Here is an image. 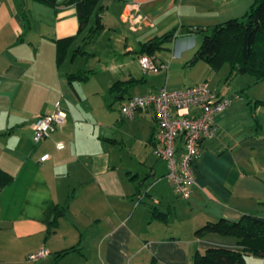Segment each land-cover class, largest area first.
Returning <instances> with one entry per match:
<instances>
[{
	"label": "crops",
	"instance_id": "obj_1",
	"mask_svg": "<svg viewBox=\"0 0 264 264\" xmlns=\"http://www.w3.org/2000/svg\"><path fill=\"white\" fill-rule=\"evenodd\" d=\"M254 2L102 0L104 28L90 38L66 0H0V168L13 176L0 190V264H192L208 248H238L232 236L196 231L222 218L264 217V81L195 54L199 29L242 19ZM174 30L150 54L166 68L144 73V45ZM78 73L84 77L71 82ZM118 81L122 94L111 92ZM204 83L240 98L217 117L216 136L202 141L195 185L182 200L153 154L155 111L129 119L121 107L131 96ZM58 101L65 123L34 142L36 117ZM41 249L49 255L29 258Z\"/></svg>",
	"mask_w": 264,
	"mask_h": 264
},
{
	"label": "trees",
	"instance_id": "obj_2",
	"mask_svg": "<svg viewBox=\"0 0 264 264\" xmlns=\"http://www.w3.org/2000/svg\"><path fill=\"white\" fill-rule=\"evenodd\" d=\"M34 1L57 5V0ZM66 1L77 8L80 31L90 26L89 37H98L104 28L101 14L105 7L102 0ZM199 32L203 35V40L195 54L196 60H202L213 67L227 62L237 74L251 75L258 82L264 81V0H255L248 14L242 19H231L211 29H199ZM177 36L176 30L169 32L145 44L144 50L152 54ZM59 59H63L62 50L59 52ZM83 77V73L70 74L69 80L72 82ZM125 85V82L118 81L111 87V92L122 94L127 88ZM12 180L13 176L0 168V190L7 187ZM64 209H60L59 214ZM153 214L160 219H166L163 213ZM208 233L232 236L237 239L238 248H208L202 253L197 252L192 264H248L246 255L249 253L264 257V217L244 215L239 221L222 218L207 222L196 231L197 236ZM71 250L73 249L64 251L60 256L67 255Z\"/></svg>",
	"mask_w": 264,
	"mask_h": 264
},
{
	"label": "built area",
	"instance_id": "obj_3",
	"mask_svg": "<svg viewBox=\"0 0 264 264\" xmlns=\"http://www.w3.org/2000/svg\"><path fill=\"white\" fill-rule=\"evenodd\" d=\"M136 8V7H135ZM144 19L132 14L127 20ZM139 62L144 73H157L166 65L160 64L148 53L140 56ZM240 94H217L208 84L189 86L180 90L161 88L142 95L128 98L121 107L126 118H134L141 109L155 111L158 131L155 138L153 154L167 165L166 179L172 185L179 199L190 198L195 185V163L201 155V143L212 139L217 134V117L231 106ZM67 114L61 102H56L55 111L51 114L38 115L33 124V140L38 143L56 132L66 121ZM56 148H65L59 142ZM182 150L180 159L177 153ZM50 154L41 157L44 162ZM49 255L47 249H41L30 255L33 261Z\"/></svg>",
	"mask_w": 264,
	"mask_h": 264
},
{
	"label": "rangeland",
	"instance_id": "obj_4",
	"mask_svg": "<svg viewBox=\"0 0 264 264\" xmlns=\"http://www.w3.org/2000/svg\"><path fill=\"white\" fill-rule=\"evenodd\" d=\"M246 260L248 264H264V257L256 256L253 253L246 255Z\"/></svg>",
	"mask_w": 264,
	"mask_h": 264
}]
</instances>
